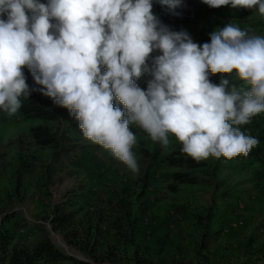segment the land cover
Instances as JSON below:
<instances>
[{
	"label": "rangeland",
	"instance_id": "obj_1",
	"mask_svg": "<svg viewBox=\"0 0 264 264\" xmlns=\"http://www.w3.org/2000/svg\"><path fill=\"white\" fill-rule=\"evenodd\" d=\"M152 3L163 25L192 39L210 43L211 33L229 23L264 37L258 8L245 18L222 19L196 0H182L179 15L158 0ZM150 79L146 74L135 82L146 91ZM27 84L30 95L57 118H30L21 110L9 117L0 110V221L15 215L4 227L13 229L16 241L47 239L92 264H264V112L238 126L259 140L252 154L232 159L196 161L174 136L165 149L129 125L137 139L132 151L140 171L134 174L81 130L71 129L75 118L42 95L34 77ZM232 85L244 86L235 73ZM37 127L56 140L39 144ZM177 173L197 182L180 184ZM64 212L71 214L69 221L56 226L55 217Z\"/></svg>",
	"mask_w": 264,
	"mask_h": 264
},
{
	"label": "clouds",
	"instance_id": "obj_2",
	"mask_svg": "<svg viewBox=\"0 0 264 264\" xmlns=\"http://www.w3.org/2000/svg\"><path fill=\"white\" fill-rule=\"evenodd\" d=\"M158 2L179 15L182 0ZM202 2L258 8L264 17V0ZM152 8V0H0V110L14 116L28 98L27 67L42 95L79 122L83 137L134 174L133 124L165 149L174 136L196 161L247 156L259 140L238 126L264 112V37L229 23L201 46L169 30ZM156 50L162 54L149 67ZM233 73L243 82L239 89L229 79H209ZM144 74L151 76L146 91L135 82Z\"/></svg>",
	"mask_w": 264,
	"mask_h": 264
},
{
	"label": "trees",
	"instance_id": "obj_3",
	"mask_svg": "<svg viewBox=\"0 0 264 264\" xmlns=\"http://www.w3.org/2000/svg\"><path fill=\"white\" fill-rule=\"evenodd\" d=\"M196 2H202V0H196ZM209 11L214 13L217 17L222 19L228 18H245L248 16L253 9L246 8H236L233 9L231 5L221 6L219 8H211L208 6ZM193 42L203 45L207 43L206 40L196 37L193 39ZM162 53L159 50L153 51L150 54L148 60L149 67L152 66V63L156 56L161 55ZM104 69H102V72ZM24 76L26 77V82L33 78L32 73L27 67L23 68ZM146 74L142 75L140 78H145ZM139 78V79H140ZM231 75H209V79L214 84H219L221 79H230ZM22 107L21 111L25 116L30 118H43L48 120H54L57 118V115L51 111L46 110L37 100H35L30 94L28 98L21 97ZM123 111V109H121ZM71 129H79V122L74 119L71 124ZM264 133V127H262ZM34 136L38 140V143L41 145H50L56 138L50 135L46 130L37 127L33 129ZM252 154L249 152L248 155ZM188 165L191 168L197 167L196 163L192 159H187ZM175 180L180 184H195L197 181L195 178L184 173H177L175 175ZM70 213H61L58 214L54 219V224H60L62 222H68ZM15 219V215H10L6 220L0 221V264H92L83 260H79L75 257L68 256L53 243L47 239L34 242L33 244L25 245L20 244L16 241L15 233L12 228L4 227L6 222L9 220ZM15 224V223H14Z\"/></svg>",
	"mask_w": 264,
	"mask_h": 264
}]
</instances>
